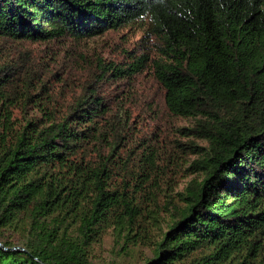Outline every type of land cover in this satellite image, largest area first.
I'll return each instance as SVG.
<instances>
[{
  "label": "trees",
  "instance_id": "obj_1",
  "mask_svg": "<svg viewBox=\"0 0 264 264\" xmlns=\"http://www.w3.org/2000/svg\"><path fill=\"white\" fill-rule=\"evenodd\" d=\"M137 21L151 58L94 63L78 48ZM0 44V243L24 250L0 249V264H95L109 230L146 234L161 154L168 219L145 264H264V0H0ZM25 44L90 75L77 88ZM159 121L175 136L162 145ZM177 170L200 179L174 196Z\"/></svg>",
  "mask_w": 264,
  "mask_h": 264
},
{
  "label": "rangeland",
  "instance_id": "obj_2",
  "mask_svg": "<svg viewBox=\"0 0 264 264\" xmlns=\"http://www.w3.org/2000/svg\"><path fill=\"white\" fill-rule=\"evenodd\" d=\"M145 22L137 21L133 24L122 28L117 32H110L108 35L94 37L88 39L86 43H81L78 48L88 56V60L94 61V59L102 60L105 64L114 63L119 65H127L132 62L135 57H139L142 54L153 56L154 46L147 43L148 36L145 37ZM3 50V46H1ZM23 47L31 50L37 57L42 59H48L49 57H57V64H54L57 69L62 63L65 62L64 54L62 50H58L56 46L41 47L37 45L25 44ZM46 49V50H45ZM13 52V51H12ZM57 53V55H56ZM1 54V52H0ZM13 55H15L13 53ZM88 67L80 66V61L74 62L66 58L64 66L60 68L61 73H70L74 78V84L78 88L79 82H83L85 78L90 75ZM142 78H137L136 81L141 83L139 87H143L141 82ZM74 84L71 87L75 90ZM66 100H70V94L65 95ZM15 116L21 121V113L15 111ZM180 125L183 127L191 126L190 121H180ZM143 132L148 135L153 131L152 124L145 123ZM141 128L142 125H138ZM172 128H168V122L159 121L158 128L156 129V139H159L160 145H162L163 139L168 142V138H174ZM183 142H187V138L183 139ZM196 144L204 147L206 142L202 140H196ZM194 157H186L182 162V169L188 167ZM158 168L155 170L156 183L158 184L159 191L155 197L156 207L151 205L150 209L157 211L155 214L157 222L151 221L146 234L143 233L142 229L134 228L132 230V237L125 241L123 238L124 233L109 230L102 238L101 242L92 245L89 249L90 260L95 264H107L114 262L117 264H145V261L152 256L154 243L159 240L163 231L166 230V220L168 219V199L165 194H168V156L167 154H161L156 161ZM172 181L170 182V190L172 189V195L181 193L183 189L192 179H200L195 175H188L184 170H177L176 172L169 173ZM177 199V197H176ZM160 214V215H159ZM149 223V222H148ZM23 231L19 229H12V231L5 232V238L10 240L16 245H21L23 242ZM133 240V242H132ZM135 241V242H134ZM128 244L126 247L125 244Z\"/></svg>",
  "mask_w": 264,
  "mask_h": 264
},
{
  "label": "water",
  "instance_id": "obj_3",
  "mask_svg": "<svg viewBox=\"0 0 264 264\" xmlns=\"http://www.w3.org/2000/svg\"><path fill=\"white\" fill-rule=\"evenodd\" d=\"M0 249H2L4 251H14V250L21 251V252L24 251L21 247L6 248L1 243H0Z\"/></svg>",
  "mask_w": 264,
  "mask_h": 264
}]
</instances>
